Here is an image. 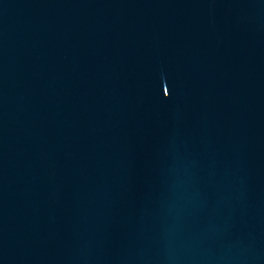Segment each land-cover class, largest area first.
<instances>
[{
    "label": "water",
    "instance_id": "water-1",
    "mask_svg": "<svg viewBox=\"0 0 264 264\" xmlns=\"http://www.w3.org/2000/svg\"><path fill=\"white\" fill-rule=\"evenodd\" d=\"M0 264H264V0H0Z\"/></svg>",
    "mask_w": 264,
    "mask_h": 264
},
{
    "label": "snow or ice",
    "instance_id": "snow-or-ice-1",
    "mask_svg": "<svg viewBox=\"0 0 264 264\" xmlns=\"http://www.w3.org/2000/svg\"><path fill=\"white\" fill-rule=\"evenodd\" d=\"M165 92H168L167 88H165Z\"/></svg>",
    "mask_w": 264,
    "mask_h": 264
}]
</instances>
